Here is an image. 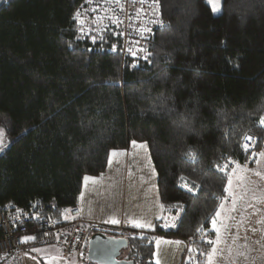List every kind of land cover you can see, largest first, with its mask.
Wrapping results in <instances>:
<instances>
[{
    "label": "trees",
    "instance_id": "trees-1",
    "mask_svg": "<svg viewBox=\"0 0 264 264\" xmlns=\"http://www.w3.org/2000/svg\"><path fill=\"white\" fill-rule=\"evenodd\" d=\"M159 2L167 25L136 61L110 52L118 39L109 34L95 43L79 35L82 0H5L0 210L73 221L83 178L102 174L111 151L147 142L161 220L151 232H98L125 238L123 258L134 264H154L158 236L191 241L181 264H204L229 175L237 164L253 167L264 149V0H222L219 15L206 0Z\"/></svg>",
    "mask_w": 264,
    "mask_h": 264
},
{
    "label": "crops",
    "instance_id": "crops-1",
    "mask_svg": "<svg viewBox=\"0 0 264 264\" xmlns=\"http://www.w3.org/2000/svg\"><path fill=\"white\" fill-rule=\"evenodd\" d=\"M115 151L124 154L114 157V162L111 166L107 162L105 171L94 177L95 182L89 181L86 183L83 178L79 206L75 211L67 214V219L81 220L107 229L116 228L137 232H151L156 223L161 220L163 212L157 186V175L156 172L153 173L154 166L149 151L148 149L143 151L139 148H133L131 144L125 150ZM261 153H264V149ZM258 162L264 169V155H261V160ZM241 170L242 175L243 169ZM244 178L241 176V181L237 183L238 185H235V188L233 187L235 189L233 190V195L236 196V199H240L237 189L241 188L239 184L245 183ZM242 198L244 199L245 196L242 195ZM260 200L262 199L260 198ZM224 206L226 215L222 212L221 222L218 221V223L226 225L223 229L230 231L227 224L230 219V210L233 207V202H226ZM245 206L246 211L244 212L245 217L242 219L243 223L246 221L247 226L249 216L252 215L256 223L261 225L259 231L263 233L261 236L263 240L261 241L262 244L259 245L260 247L254 251L252 258H250L251 260L248 262L244 261V263L264 264V201L260 204L252 203V207L248 206V204H245ZM249 207L251 213L249 212ZM240 208V204L236 202L237 210L233 213H240ZM111 220H117L119 223L106 222ZM131 221H139L144 226L140 228L133 227L130 223ZM169 227L170 225H167L164 229L168 230ZM33 237L36 238V236ZM33 240L24 242L29 244ZM157 241H161L159 246H157ZM164 241H181V243L169 244ZM185 243L186 241L179 239H170L164 236L156 237L153 249V263L157 264V261H159V264H181L186 247ZM126 255L127 251L123 253L122 257H126ZM22 257L24 264H76L74 259L67 260L62 258L59 249L55 246L35 245L31 248L27 246L22 252ZM242 259L245 260L246 258L243 256ZM236 263L243 264L242 261L240 262V258ZM0 264H6V262L0 261Z\"/></svg>",
    "mask_w": 264,
    "mask_h": 264
},
{
    "label": "built area",
    "instance_id": "built-area-1",
    "mask_svg": "<svg viewBox=\"0 0 264 264\" xmlns=\"http://www.w3.org/2000/svg\"><path fill=\"white\" fill-rule=\"evenodd\" d=\"M74 21L80 36L99 41L109 34L118 41L108 50L136 61L148 57L149 40L167 25L159 0H82ZM252 140L247 135L244 146L249 147ZM99 228L81 220L57 224L32 212L7 207L0 210V261L24 264L25 247L40 245L55 246L62 258L87 264V242ZM36 235L37 240L25 244L24 237ZM190 243L186 241V249Z\"/></svg>",
    "mask_w": 264,
    "mask_h": 264
},
{
    "label": "rangeland",
    "instance_id": "rangeland-1",
    "mask_svg": "<svg viewBox=\"0 0 264 264\" xmlns=\"http://www.w3.org/2000/svg\"><path fill=\"white\" fill-rule=\"evenodd\" d=\"M207 4L209 5L211 11L212 6L208 3V0H206ZM222 4V0H220V5ZM213 13V12H212ZM221 13V12H220ZM220 13L214 14L219 15ZM261 160V155L258 157V161ZM241 169H243V174L241 175ZM256 173H260V175H256ZM231 174V172H230ZM241 176L245 177V183L239 184L241 186L238 190V195L240 199H236V196L233 195V187L235 188V185H238L241 181ZM229 178L232 180V187L229 192H225V198H223L222 201L219 203L218 210H220V204H225L226 202H233L234 198L237 203L240 204V213L234 214L231 212L230 219L228 220L227 226L230 228V231H226L225 228L226 225L218 223V227L220 228L221 232V242L216 246L217 247V254L214 257L213 264H237V260L240 258V262L242 261L243 264L244 261L248 262L250 261L253 256L254 251L260 247L259 245L262 244L261 241L263 240L262 232L259 231L261 228V225L257 224L255 221V218L250 215L249 216V223L246 226V221H242V219L245 217L244 212L246 211L245 204H248V206L252 207V203H263L264 201V173L263 168L260 165V163H256L253 167L251 166H240L232 175V177L229 175ZM228 183V182H227ZM228 185V184H227ZM243 185V186H242ZM242 195L245 196V198H242ZM260 198L262 200H260ZM239 207V206H237ZM249 207V212L251 213V209ZM243 210V215H242ZM226 215L225 213V206L223 210H221V214ZM219 222H221V216L219 217ZM212 225L211 229L212 230ZM206 243L205 245L210 248V251L213 247V245H210L207 243L209 240H216V233L214 232V235L211 239H208V237L205 239ZM220 245V247H219ZM246 245V246H245ZM185 253V252H184ZM184 255V254H183ZM243 256L246 258L243 260ZM227 260V262H226ZM207 261V257H206ZM206 261L204 264H206ZM72 264V263H71ZM74 264V263H73Z\"/></svg>",
    "mask_w": 264,
    "mask_h": 264
},
{
    "label": "snow or ice",
    "instance_id": "snow-or-ice-1",
    "mask_svg": "<svg viewBox=\"0 0 264 264\" xmlns=\"http://www.w3.org/2000/svg\"><path fill=\"white\" fill-rule=\"evenodd\" d=\"M141 2H143V0H141ZM208 3L212 6V12L214 14H217V13H220L221 10H222V5H220V0H208ZM93 42L95 43V40H93ZM145 59H147V57H145ZM169 112H173L175 111L174 108L172 109H168ZM183 115V114H181ZM174 123L177 125V127H182V128H188L189 130H191V121L187 118H183V119H180L178 118L177 120L174 121ZM260 124L261 125H264V118H261L260 120ZM248 139H251V137H248ZM131 146L133 148H139L143 151H147L148 149V144L147 142H142V143H138L136 140H132L131 141ZM245 150H247V146H245ZM124 153H121V152H118V151H112L110 152L109 154V157H108V165L111 166L113 164V158L114 157H117L119 155H122ZM186 155L191 158V159H195V155L189 151L188 153H186ZM261 155H264V153H261ZM149 163H151V161H149ZM228 165H224L223 167L219 168L220 171H225L227 169ZM237 168L240 167L239 164L236 165ZM155 172V170L153 169V173ZM226 174H228L226 172ZM256 175H260V173H256ZM183 179V178H181ZM84 181L87 183L89 181L91 182H95V178L94 177H89V176H85L84 177ZM232 187V180L231 178H229L228 180V185L227 187L224 188V192H229L230 189ZM188 191H192L191 188H188ZM224 208V204L221 203L220 204V210H217L216 213H215V216L212 218L211 220V225H212V228H213V231L216 233V240H209L207 241L208 244L210 245H213L212 249L210 252L207 253V261H206V264H213V261H214V257L215 255L217 254V245L221 242V232H220V228L217 227V224H218V220H219V217L221 216V210H223ZM237 209H236V201L233 200V207L232 209L230 210L231 212H235ZM108 223H112V224H118L119 221L117 220H111V221H106ZM132 224L133 227H137V228H140V227H143L144 225L141 224L139 221H131L130 222ZM172 227H175L176 225L175 224H172L171 225ZM201 229H197V231H200ZM35 239V237H32V236H27V237H24V241H29V240H33ZM165 243H175V244H180L181 241H164ZM161 243V241H157V246H159V244ZM157 264H159V261H157Z\"/></svg>",
    "mask_w": 264,
    "mask_h": 264
},
{
    "label": "water",
    "instance_id": "water-1",
    "mask_svg": "<svg viewBox=\"0 0 264 264\" xmlns=\"http://www.w3.org/2000/svg\"><path fill=\"white\" fill-rule=\"evenodd\" d=\"M4 2L5 0H0V7ZM127 248L125 238L96 232L87 242V261L90 264H134L132 260L122 257Z\"/></svg>",
    "mask_w": 264,
    "mask_h": 264
},
{
    "label": "bare ground",
    "instance_id": "bare-ground-1",
    "mask_svg": "<svg viewBox=\"0 0 264 264\" xmlns=\"http://www.w3.org/2000/svg\"><path fill=\"white\" fill-rule=\"evenodd\" d=\"M87 263H88V261H87Z\"/></svg>",
    "mask_w": 264,
    "mask_h": 264
}]
</instances>
